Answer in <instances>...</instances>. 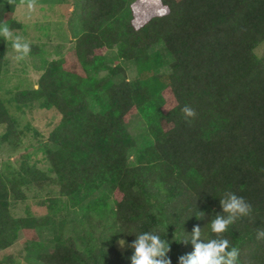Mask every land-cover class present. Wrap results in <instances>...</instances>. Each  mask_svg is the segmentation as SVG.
<instances>
[{
	"label": "trees",
	"instance_id": "16d2710c",
	"mask_svg": "<svg viewBox=\"0 0 264 264\" xmlns=\"http://www.w3.org/2000/svg\"><path fill=\"white\" fill-rule=\"evenodd\" d=\"M15 11L0 1V26L23 29ZM81 11L74 49L46 64L36 89L14 95L18 112L37 105L61 119L42 146L46 171L0 160V253L18 241L38 264H131L135 235L155 232L178 264L194 251L181 242L194 226L198 242L214 238L209 222L230 191L253 211L221 236L239 250L238 264H264V59L255 53L264 0H82ZM158 44L172 59L168 74L159 72ZM7 45L0 37V84ZM122 62L137 76L129 79ZM185 105L195 118L185 120ZM133 115L142 121L136 135ZM19 124L0 96L1 149L22 148ZM47 186L58 196L40 202L45 216L13 213L27 189ZM75 209L79 218L69 216ZM70 224L82 226L77 237L64 235ZM43 229L54 231L49 249Z\"/></svg>",
	"mask_w": 264,
	"mask_h": 264
},
{
	"label": "rangeland",
	"instance_id": "374dc122",
	"mask_svg": "<svg viewBox=\"0 0 264 264\" xmlns=\"http://www.w3.org/2000/svg\"><path fill=\"white\" fill-rule=\"evenodd\" d=\"M2 3H14L16 6L15 19L23 26L21 30L12 31L14 35L24 38L31 46V52L23 61L16 62L14 57L16 53L12 49V42L8 40L5 51V67L1 77L0 96L11 116H18L19 129L23 131L21 138V149L14 151L11 148L1 149L0 160H27L43 171H46L48 164L42 153V146L47 141L50 132L59 124L61 115L55 110H40L37 105L31 108H23L17 111L16 103L13 98L17 92L25 89H36L37 83L46 64L50 61L64 57L74 49L76 39L83 32L81 22V2L82 0H0ZM31 5V7H30ZM159 52L164 56V67L159 71L163 74L170 73L171 57L166 53L164 46L158 44L154 47L153 52ZM255 53L264 59V43L260 45ZM114 60V52L107 53V57ZM129 79L136 77V68L133 63H124L121 65ZM104 73H102L103 75ZM122 78V75L118 76ZM142 121L136 115H133L129 128L133 134L142 132ZM29 125V126H28ZM4 128L0 127V134ZM145 141L144 139L142 140ZM4 147V145H3ZM58 196V188L47 186L42 189L30 188L26 191V200L14 204L13 213L16 216H24L27 213L34 217L42 218L48 213L46 206L40 202L45 199ZM69 214V213H68ZM73 218H79V210L75 209L69 215ZM71 228V229H70ZM73 229L76 232H73ZM82 230V226L76 229L67 225L65 236L77 235ZM40 241L45 249L51 247V239L54 231L43 229L39 231ZM20 233L19 240L22 239ZM116 247L119 251L124 252L118 243ZM16 256V264H38L29 259L26 260V253L18 241L14 246L0 253V260L9 255ZM35 259V258H32Z\"/></svg>",
	"mask_w": 264,
	"mask_h": 264
},
{
	"label": "clouds",
	"instance_id": "9594fccd",
	"mask_svg": "<svg viewBox=\"0 0 264 264\" xmlns=\"http://www.w3.org/2000/svg\"><path fill=\"white\" fill-rule=\"evenodd\" d=\"M31 7V5H30ZM167 8L161 10L160 15H164ZM0 37L12 42V49L16 53L14 57L16 62L23 61L29 56L31 46L19 35H14L8 26H0ZM181 112L185 120L195 118L196 111L189 105H185ZM222 208V214H216L209 222L210 233L213 237L206 238V242H198L202 236L201 228L194 226L190 236L181 238V242H187L190 239L194 251L179 257L178 264H238L239 250L231 246L229 239L223 238L221 234L226 233L229 226L243 216H249L252 211V205L244 197L238 196L234 192H225L219 199ZM260 235H264L261 233ZM120 248H124L126 241L120 239L118 242ZM130 247L134 249L130 257L131 264H172L171 259L167 257L170 251V241L162 239L155 232H141L135 235Z\"/></svg>",
	"mask_w": 264,
	"mask_h": 264
}]
</instances>
